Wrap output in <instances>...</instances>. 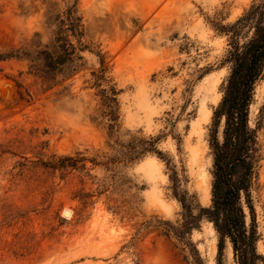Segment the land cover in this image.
I'll return each instance as SVG.
<instances>
[{"label":"rangeland","instance_id":"1","mask_svg":"<svg viewBox=\"0 0 264 264\" xmlns=\"http://www.w3.org/2000/svg\"><path fill=\"white\" fill-rule=\"evenodd\" d=\"M255 1L0 0V53L49 43L70 9L85 45L79 70L52 88L26 60L0 61V264H192L194 250L217 264L211 222L177 237L160 220L182 224L181 196L193 214L211 203L209 127L230 72L219 26ZM259 115L264 264V75L252 126ZM150 139L160 156L137 153ZM221 264H236L229 240Z\"/></svg>","mask_w":264,"mask_h":264},{"label":"trees","instance_id":"2","mask_svg":"<svg viewBox=\"0 0 264 264\" xmlns=\"http://www.w3.org/2000/svg\"><path fill=\"white\" fill-rule=\"evenodd\" d=\"M229 36V49L224 59L230 63L229 75L222 87V97L213 109L209 127V148L212 155L211 203L200 206L193 214L185 196L178 200L186 210L179 227L161 221L167 230L183 237L198 228L202 218L211 222L216 231L217 264L226 240H229L236 264H258L263 257L257 253L258 240L256 212L252 190L257 177L259 162L263 158L259 130L262 116L250 124V107L254 100L255 86L264 75V0L253 2L234 22L219 26ZM251 34L247 35L245 29ZM81 18L68 10L60 18L52 40L42 47L31 42L27 46L0 53V61L16 58L26 60L30 71L40 73L50 80L48 88L74 75L82 63L80 52L85 48ZM245 38L241 42V38ZM35 46V49L32 47ZM105 100L115 101V88ZM115 113V112H114ZM157 139L145 140L137 153L152 152L161 155L155 147ZM192 254V264H204L199 254Z\"/></svg>","mask_w":264,"mask_h":264},{"label":"bare ground","instance_id":"3","mask_svg":"<svg viewBox=\"0 0 264 264\" xmlns=\"http://www.w3.org/2000/svg\"><path fill=\"white\" fill-rule=\"evenodd\" d=\"M67 217L69 218L70 215H71V210H68L67 213H66Z\"/></svg>","mask_w":264,"mask_h":264},{"label":"water","instance_id":"4","mask_svg":"<svg viewBox=\"0 0 264 264\" xmlns=\"http://www.w3.org/2000/svg\"><path fill=\"white\" fill-rule=\"evenodd\" d=\"M8 93H9V90H7V94ZM67 211H68L67 209L64 210V215H66Z\"/></svg>","mask_w":264,"mask_h":264}]
</instances>
